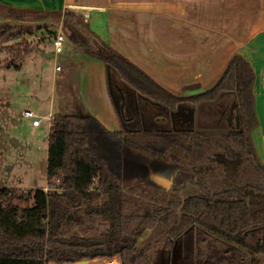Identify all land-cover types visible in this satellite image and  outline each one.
I'll return each instance as SVG.
<instances>
[{
    "label": "trees",
    "instance_id": "16d2710c",
    "mask_svg": "<svg viewBox=\"0 0 264 264\" xmlns=\"http://www.w3.org/2000/svg\"><path fill=\"white\" fill-rule=\"evenodd\" d=\"M1 15L0 49L7 56L0 66L20 69L39 47L28 38L34 26L14 18L52 17L77 52L105 63L121 128L109 129L93 115L53 114L48 189L0 187V264H73L117 255L123 264H139L137 243L158 224L165 226L158 241L179 264H222L231 243L264 257V164L252 138L259 124L255 71L243 55L232 57L211 89L177 96L73 9ZM203 116L211 122L202 125ZM218 157L234 165L231 181L207 178ZM172 184L167 205L145 201ZM188 184L200 192L181 197ZM77 227L94 233H68ZM249 264L260 261L253 257Z\"/></svg>",
    "mask_w": 264,
    "mask_h": 264
},
{
    "label": "crops",
    "instance_id": "0c3cea01",
    "mask_svg": "<svg viewBox=\"0 0 264 264\" xmlns=\"http://www.w3.org/2000/svg\"><path fill=\"white\" fill-rule=\"evenodd\" d=\"M0 5V18H4L2 11L10 15L17 10L58 13L73 9L81 13L101 39L177 96L211 89L232 57L243 55L255 71L253 92L259 124L252 138L264 164V0H0ZM45 18L54 23L52 17L13 21L40 25ZM65 50L69 66L79 63L84 68L80 72L88 84L84 114L119 130L105 63L77 52L72 43L65 44ZM36 55H28L19 70L25 69L28 59L36 65ZM56 112L50 106L42 116L52 117ZM42 188L47 190L48 184Z\"/></svg>",
    "mask_w": 264,
    "mask_h": 264
},
{
    "label": "rangeland",
    "instance_id": "374dc122",
    "mask_svg": "<svg viewBox=\"0 0 264 264\" xmlns=\"http://www.w3.org/2000/svg\"><path fill=\"white\" fill-rule=\"evenodd\" d=\"M0 20L4 18L1 17ZM47 20L48 18H45L40 25H33L34 33L28 35L30 40L39 44L36 50V56H38L36 65H33V60L28 59L27 66L25 65L23 70L0 66V187L31 189L46 185L51 121L42 115L49 112L50 106L64 114L91 115L84 114L86 107L83 103L88 88V84L86 86L82 76L80 77V72L84 71V68L79 63L69 66L66 62V50L55 55L54 39L59 29L52 20ZM12 42L8 41L4 44ZM65 44L71 45L69 40ZM6 56L7 53L0 49V61ZM97 61L103 63L101 60ZM57 65L63 66V70H57ZM114 76L115 81L120 82L118 74ZM109 78L107 71V80ZM26 109L33 110L42 117L41 126L34 127L33 118L22 117V112ZM151 109L156 111L154 108ZM207 122L211 121L204 119L203 116L201 124L206 125ZM227 160L229 163L232 158L227 157ZM234 169V165H228L226 161L218 157L216 163L206 173L207 178L227 177V180L231 181L228 176L234 173ZM172 187L173 184L167 190L158 193L155 198H146L145 201L156 206L167 205ZM199 192L198 186L188 184L180 195L185 197ZM98 201L101 202L102 199ZM179 213L180 210H178ZM164 229V225L158 224L155 228L147 230L139 239L137 243L141 254L138 259L139 264H153L162 256L163 245L158 239ZM68 233L91 235L94 232L77 227L71 228ZM229 248L230 254L226 256L222 264H249L253 257H256L260 264H264L263 254L253 255L243 252L234 243H231ZM115 257L122 260L119 255ZM108 258L110 257L91 262V264H105Z\"/></svg>",
    "mask_w": 264,
    "mask_h": 264
},
{
    "label": "built area",
    "instance_id": "2783aa9c",
    "mask_svg": "<svg viewBox=\"0 0 264 264\" xmlns=\"http://www.w3.org/2000/svg\"><path fill=\"white\" fill-rule=\"evenodd\" d=\"M65 41H66V35L62 31L61 27L56 32V36L54 39V53L55 55L60 54L64 51L65 49ZM57 70L61 69L60 65L56 66ZM22 117L26 118H33V124L34 125H40L42 123V117L38 116L36 112L30 109H26L22 112ZM49 120H51V117H47ZM106 264H122V260L120 258H117L115 256L110 257L106 260Z\"/></svg>",
    "mask_w": 264,
    "mask_h": 264
},
{
    "label": "flooded vegetation",
    "instance_id": "af4514ba",
    "mask_svg": "<svg viewBox=\"0 0 264 264\" xmlns=\"http://www.w3.org/2000/svg\"><path fill=\"white\" fill-rule=\"evenodd\" d=\"M177 254L168 253L163 251L162 256L157 259L153 264H179Z\"/></svg>",
    "mask_w": 264,
    "mask_h": 264
},
{
    "label": "water",
    "instance_id": "95a60500",
    "mask_svg": "<svg viewBox=\"0 0 264 264\" xmlns=\"http://www.w3.org/2000/svg\"><path fill=\"white\" fill-rule=\"evenodd\" d=\"M207 129H215V128H207ZM90 262H91V259H85V260L77 261V262H75L73 264H90Z\"/></svg>",
    "mask_w": 264,
    "mask_h": 264
}]
</instances>
